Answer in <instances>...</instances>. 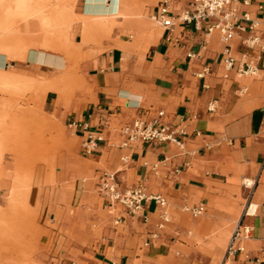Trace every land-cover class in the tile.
<instances>
[{
    "label": "crops",
    "instance_id": "crops-1",
    "mask_svg": "<svg viewBox=\"0 0 264 264\" xmlns=\"http://www.w3.org/2000/svg\"><path fill=\"white\" fill-rule=\"evenodd\" d=\"M66 1L74 17L97 14L88 0ZM159 1L146 8L153 23L141 41L94 33L73 55H86L79 67L88 71L92 89L84 101L55 109L74 145L58 152L50 171L35 168L23 203L37 233L28 255L34 247L41 264H264V55L259 61L245 44L250 34L264 42V0L231 4L257 23L254 33L236 30L230 42L235 57L245 53L257 63L256 76L225 69L218 31L205 35V25L197 30L176 19L187 0H166L174 25L161 26L154 19ZM109 3L103 0L104 10ZM73 29L79 39L68 37L69 43L78 45L81 21L75 19ZM44 52L43 62L28 55L26 62L41 72L65 70L60 46ZM10 64L14 60L0 53V70ZM161 111L179 143L120 145L125 125L152 123ZM84 125L104 138L90 154L81 147ZM104 171L114 173L119 191L140 186L161 195L166 207L149 199L132 214L110 203L98 191ZM198 207L203 210L194 215ZM3 209L0 204L2 211L8 205ZM236 229L241 232L228 252Z\"/></svg>",
    "mask_w": 264,
    "mask_h": 264
},
{
    "label": "rangeland",
    "instance_id": "rangeland-1",
    "mask_svg": "<svg viewBox=\"0 0 264 264\" xmlns=\"http://www.w3.org/2000/svg\"><path fill=\"white\" fill-rule=\"evenodd\" d=\"M60 2L62 3L63 0H47L49 9L57 7ZM64 2L70 7L73 18L81 21V42L78 45L71 43L75 52L86 47L89 42H93L94 33H101L102 38L106 36L108 39H110L111 34H117L122 39L137 42L145 38L152 29L153 21L149 20L146 15V8L152 3V0H131L132 7H130V0H120L119 13L102 17L84 14L74 17L73 5L66 0ZM20 9V6L14 5V3L9 6L7 0H0V28L3 27V24H7L11 15L16 13L19 16ZM1 23L3 24L1 25ZM20 23L18 21L17 24ZM38 29L36 25L32 26L28 33L22 31L20 36L29 37L27 35L29 34L36 37L35 35L40 32ZM54 30L57 36L60 30L57 26ZM67 35L68 40H70L68 37L79 39L75 29L72 30V25ZM58 38L59 36H57ZM44 57L42 55L40 59L44 61ZM85 57V54H81L74 58L68 65L67 71L69 73L67 75L65 74L67 73L66 69L41 72L38 66L28 64L26 58L14 59L15 65L10 64L3 70L4 74L11 72L17 74L32 73L37 76L40 74L62 75L63 79L57 91L47 89L40 97L35 95L34 85L40 83L41 77L31 80L18 79L12 82H6L0 78V204L4 207L3 210L8 205V210H0L2 215H0V230H5L3 233L0 232L1 264H29V262L41 264V259L34 247L29 255L27 253L31 247V242L36 241L37 233L33 218L29 210H24L23 203L28 194L31 176L35 168L47 166L50 171L54 167L58 152L74 145L75 140L71 131L58 115L59 110L55 111V109L59 107L62 109L72 102L84 101L90 94L92 89L87 81L88 71H83L79 67V63ZM35 81L37 83H34ZM13 147L27 151V156L22 158L14 155L10 150ZM13 179L14 183L18 182V184H15L11 193ZM19 218H26L29 224L22 225L21 221H18ZM16 227L17 229L19 227V231ZM8 229L11 232L8 233ZM4 247L7 248V251H2Z\"/></svg>",
    "mask_w": 264,
    "mask_h": 264
},
{
    "label": "built area",
    "instance_id": "built-area-1",
    "mask_svg": "<svg viewBox=\"0 0 264 264\" xmlns=\"http://www.w3.org/2000/svg\"><path fill=\"white\" fill-rule=\"evenodd\" d=\"M234 1L238 0H187V7L180 10L175 17L183 25L193 24L194 28L197 30H201L203 27L202 25H205V35H210L214 31H218L221 41L224 44L222 54L224 56L225 69H235L239 76H256L260 71L257 63L247 60V55L245 53L241 54L238 58L232 54L230 42L234 38L236 30H248L254 33L257 29V23L252 21L247 12L242 15L237 14V8L231 6ZM248 1L249 0H244V3ZM157 8L154 19L161 26L171 29L174 25L175 17H173L169 11L167 1H159ZM245 44L249 49L257 53V58L260 61L262 55H264V42H262L261 37L257 34H250L245 39ZM189 56H191V54H189ZM162 116L163 112L161 111L158 113L159 118L155 119L152 123H146L136 119L132 123L125 125L122 128V134L125 136V139L120 145L125 147L128 143L137 141L146 143L172 141L179 143L175 137L176 131L170 129L168 125L161 122L160 118ZM84 131L86 135L81 147L85 153L90 154L96 150L99 144L103 142L104 138L101 133L88 131L86 125H84ZM181 133L183 134V132ZM98 191L106 196L110 203H120L132 214L140 210L142 203L149 199L154 200L162 209L167 205L165 199L161 195H147L140 186L128 189L124 192L119 191L115 175L112 172L104 171L98 176ZM202 210V207H198L192 209L191 212L197 215L200 214ZM163 219L164 221H168L166 212H163ZM240 232L239 229H236L232 234L227 248L228 252L232 251V243L237 236H239ZM242 234L248 235L249 229H243Z\"/></svg>",
    "mask_w": 264,
    "mask_h": 264
},
{
    "label": "bare ground",
    "instance_id": "bare-ground-1",
    "mask_svg": "<svg viewBox=\"0 0 264 264\" xmlns=\"http://www.w3.org/2000/svg\"><path fill=\"white\" fill-rule=\"evenodd\" d=\"M58 1H61V0H58ZM119 1L120 0H111V3H109L106 7V10H104L103 0H88V2H89L88 6L90 7L88 10L92 11V12H97V14H95V15L94 14H89V15L86 14V16L102 17V16H106V14L104 15V13H103L104 11H106L108 13V11H110V10L112 11L111 15L117 14V13H119ZM7 2L9 3V6H12L13 3L16 6H20L21 12L19 13V16H17L16 13L13 14V16L11 15V17H9L6 25L1 23V25L3 24V27L0 28V53L7 55V57L11 60L19 59V58L23 59V58H26V55H28V58L31 60H36L37 62H43V60H41L40 57L42 55L45 56L44 51H46V50L56 51V47L60 46V48H61V50H63L65 58L67 60L66 61V68H65L67 71L68 65L71 63L74 52H75L74 51L75 49L71 46V43H69V40L67 39V36H68L67 33H68V31L72 25L71 22H73V20H75V18H73L72 14H71L70 7H68L67 3L64 2V0H63V2L62 3L60 2V4L57 7L49 9L48 4H47V0H7ZM130 4H129L130 7H132L131 0H130ZM85 10H87V9H85ZM18 21H20L21 23L17 24ZM35 25L37 26V28H39L38 30L40 31V32H38V35H35L36 37H33L29 34H27L29 37L20 36V33H22V31H23V33L24 32L28 33V31H30L32 29V26H35ZM56 26L60 30L59 33L57 34V36H59L58 39L56 36V32L54 30V28ZM61 36L63 38H60ZM55 65H56V63H55ZM68 73H69V71H67V73H65V74L67 75ZM36 77L37 78L41 77V81L36 86L34 84H32V85H34L35 95L40 96V97L44 94V92L47 89L57 91L58 86H59L60 82H62V79H63L62 75L48 76L45 74H40L37 76V75H34L32 73L17 74V73H11V72H7L4 74L3 70H0V78L2 80H5L6 82H12V81H15L18 79H22V80L30 79L31 80V79H34ZM64 79H65V77H64ZM38 82H39V80H38ZM34 83H37V82L35 81ZM10 150L16 156L18 155L19 157L21 156L22 158L27 156V151L21 150L19 148L13 147V148H10ZM19 219L20 220H18V221H21L22 225L29 224V222L26 218H19ZM0 221H1V219H0ZM18 223L19 222H17V224ZM17 224H15V225H17ZM7 226H6V228H7ZM12 229H13V227H12ZM16 229H17V227H16ZM17 230L19 231V227ZM4 231L0 230L1 233H3ZM9 232H11V230L8 229V233ZM6 233H7V231H6ZM10 240H12V239H10ZM14 241H16V240H14ZM20 242H21V240H20ZM1 243L3 244V242H1ZM14 244H16V243H14ZM6 249L7 248L4 247L2 249V251L6 250ZM27 253H28V251H27ZM10 258H11V256H10ZM10 260H12V259H10Z\"/></svg>",
    "mask_w": 264,
    "mask_h": 264
}]
</instances>
